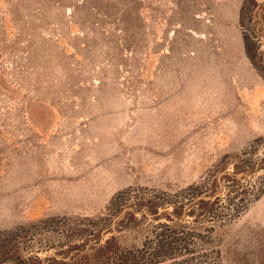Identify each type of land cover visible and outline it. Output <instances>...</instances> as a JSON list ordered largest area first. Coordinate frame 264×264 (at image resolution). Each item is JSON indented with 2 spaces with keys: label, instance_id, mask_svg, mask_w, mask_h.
Returning <instances> with one entry per match:
<instances>
[{
  "label": "rangeland",
  "instance_id": "rangeland-1",
  "mask_svg": "<svg viewBox=\"0 0 264 264\" xmlns=\"http://www.w3.org/2000/svg\"><path fill=\"white\" fill-rule=\"evenodd\" d=\"M242 2L0 0V230L173 192L263 135ZM213 234L218 264H264V191Z\"/></svg>",
  "mask_w": 264,
  "mask_h": 264
},
{
  "label": "trees",
  "instance_id": "trees-1",
  "mask_svg": "<svg viewBox=\"0 0 264 264\" xmlns=\"http://www.w3.org/2000/svg\"><path fill=\"white\" fill-rule=\"evenodd\" d=\"M238 24L244 54L264 79L263 3L243 0ZM263 191L264 134L173 192L127 186L97 214L51 215L0 230V264H218L215 228ZM138 226L145 228L138 243L115 240Z\"/></svg>",
  "mask_w": 264,
  "mask_h": 264
}]
</instances>
